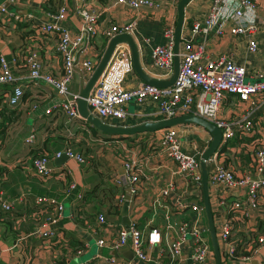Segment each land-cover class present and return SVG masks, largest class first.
<instances>
[{"label": "crops", "instance_id": "obj_1", "mask_svg": "<svg viewBox=\"0 0 264 264\" xmlns=\"http://www.w3.org/2000/svg\"><path fill=\"white\" fill-rule=\"evenodd\" d=\"M3 1V0H0ZM17 11L25 15L32 12L36 20L48 18L47 12L57 9L61 3L67 6V17L63 21L72 32L81 25V16L73 9L75 0H20ZM90 6L104 8L99 17L96 35L92 38V48L80 57H88L93 64L91 69L76 70L70 82V90L78 92L83 78H87L94 69L108 38L101 34V28L112 23L136 21L134 39L138 46L140 63L143 70L154 78H167L161 74V69L152 63L149 45L143 42L149 37L152 43H164L163 29L176 22L178 0H155L157 7L141 6L134 9L119 3L116 0H88ZM252 8H242L243 20L254 19L261 24L258 29L250 33V37L258 41V52L252 53L247 48V36L243 33L231 31L235 25V18L219 19L223 21L220 32L210 29L198 31L191 36L193 47L203 46V57L200 63L205 64L208 59H217L222 56L232 58L236 63L245 65L246 79L253 80L256 73L264 74V0H252ZM210 9V0H189L184 7V21L182 33H187L192 21L196 18H205ZM34 20L16 22L8 20L0 12V49L11 60L13 53L21 52L28 44L39 48L43 73L59 75L62 68L61 58L55 51L56 37L40 35L34 28ZM217 25V24H216ZM179 42V51L182 49ZM174 46V45H173ZM11 69L18 81L23 83V96L19 104L8 105L5 100L10 84H0V193L8 200L24 194V201H14L9 210L0 206V264H157L161 258L168 263L167 250L160 245L150 249L149 260H138L133 254H125L124 250L117 251L100 246L97 239L116 236L120 226L125 225L120 214L123 202H118V195L124 193L125 182L116 184L112 181L114 174H121L122 157L130 150H137L146 154L148 160L143 166L142 185L136 195L130 197L127 206V215L130 220L147 229L149 226L163 228L165 220L162 208H154L151 204L154 192L168 180H174L176 193L185 194L189 188L180 175L174 174L175 164L169 160L157 146L156 140L163 129L152 132H141L126 136H108L101 131L92 133L89 123L84 118L67 120L65 114L58 108L52 107L49 113L44 109L53 106L63 99L51 85L44 80H32L28 70L21 66V59L11 63ZM91 70V71H90ZM143 80L135 72L127 74L124 81L125 88H132ZM255 106L251 111L254 120V135L236 134L220 144V156L226 165H230L238 175L249 170L252 143L258 137L264 138V94L254 97ZM247 103V102H246ZM33 104H37L33 107ZM152 105L130 100L126 109L130 114L129 124L149 119L145 113ZM3 109V111H2ZM248 108L236 94H226L220 115L224 118L234 117ZM250 116V114H249ZM115 122V121H114ZM2 129H5L2 134ZM34 129L35 139L32 143H25L24 137ZM159 131V134L156 132ZM182 134L184 146L196 145L195 151L202 152L209 144L211 135L198 124L187 125ZM70 144L80 152L85 160L78 162L69 157H52L55 150ZM38 153H47L53 172L47 177L39 176L32 167V157ZM69 171L64 173L62 169ZM74 179L76 187L65 194L66 182ZM36 195H55L63 199L64 210L62 216L53 225L56 234L49 238H42L30 232L35 227L32 212L35 209ZM211 206L216 203L217 197L213 192L209 195ZM236 195H227L229 204ZM171 219L178 221L190 214L189 208L181 212L173 210ZM104 215V222L99 221V214ZM207 222L206 215L203 219ZM264 232V214L256 209L240 222L234 220L232 238L243 242L248 241ZM126 246V245H125ZM124 247V246H123ZM129 247V246H128ZM77 249H82L77 252ZM131 249V248H130ZM113 255L117 259L109 262L107 256ZM264 255V243L259 246L258 254L252 257L254 264H264L260 258ZM258 258V259H257ZM237 264H245L244 260H236ZM189 264V263H187Z\"/></svg>", "mask_w": 264, "mask_h": 264}, {"label": "built area", "instance_id": "obj_2", "mask_svg": "<svg viewBox=\"0 0 264 264\" xmlns=\"http://www.w3.org/2000/svg\"><path fill=\"white\" fill-rule=\"evenodd\" d=\"M128 7L138 9L141 6L157 7L155 0H116ZM20 0L0 1V12L4 13L8 20L24 22L35 18L32 12L22 15L17 11ZM88 0H75L74 10L81 16L82 22L77 31H71L63 21L67 17V6L61 3L57 9L47 12L48 18L43 21L35 19L34 28L37 34L53 35L56 38L55 51L62 61L59 75L43 73L42 59L39 48L28 44L21 52L13 53L9 60L0 49V84H10L11 88L5 94L8 105L19 104L23 96V83L18 81L11 69V63H17L21 59V66L28 70V76L32 80H44L51 85L63 99L53 106L45 108L49 113L52 107L60 109L67 120L82 118L76 107L78 92L70 90V82L76 68L79 70L91 69L92 61L88 57H80V53H86L92 48V38L96 35L99 17L104 8H96L89 5ZM252 0H210V9L205 18H196L192 21L188 32L182 33V49L179 51V71L175 81L168 86H158L149 82H139L132 88H125L124 81L127 74L132 71V59L127 43H117L108 59V62L98 77L96 83L86 97L89 110L104 121L110 123H127L130 115L126 109V103L136 100L139 103L152 105V109L145 113L149 119L166 118L176 114L194 113L215 123L221 128V143L236 134L254 135V120L251 111L255 106L253 98L264 94V74L256 73L253 80L246 79V67L236 63L228 56L217 59H208L205 64L200 63L203 57V46L193 47L191 36L198 31L214 29L220 32L224 23L219 19L233 17L236 23L231 29L235 33H243L247 36V48L250 52H258V41L250 37V33L258 29L260 22L254 19L243 20L242 8H252ZM242 17V18H241ZM217 24V25H216ZM136 21L124 23H112L101 28V34L110 38L119 32H128L135 36ZM164 43H152L149 37H144L143 42L149 45L150 58L153 64L161 69V74L168 77L173 67L174 24H169L163 29ZM1 37V31H0ZM264 44V41H263ZM93 70V69H92ZM91 71V70H90ZM83 74V73H82ZM236 94L241 102H244L247 110L234 117L224 118L220 115L221 104L226 94ZM247 102V103H246ZM37 104H33L36 107ZM250 114V116H249ZM115 121V122H114ZM187 125L183 123L163 128L161 136L156 140V146L169 157L175 164L174 174L180 175L182 181H186L187 193H176L177 187L174 180H168L161 185L151 201L154 208L163 209L165 224L163 228L149 226L147 229L139 227L134 220L120 226L116 236L105 239L100 237L97 244L117 250L122 246H129L133 255L138 260H149L150 249L154 245L163 243L162 250H167V264H215V254L212 248L209 228L204 222L205 210L201 188V153L195 151L196 145L186 147L182 141ZM196 125V124H195ZM200 126V125H198ZM201 128H204L200 126ZM35 139L34 129L24 137L25 143H32ZM220 144L217 149L206 159L208 193L217 197L216 203L211 206L213 221L218 240L221 264H237L236 260H244L245 264H254L252 257L258 254L259 246L264 243V232L250 237L243 242L232 238L234 220L243 222L256 209L264 214V138L258 137L253 142L249 170L238 175L230 165H226L220 156ZM207 147V146H206ZM65 154L78 162L85 160L84 156L76 151L72 145L65 144L63 148L53 152L52 157L59 158ZM47 153L32 158V167L39 176L47 177L53 172ZM148 160L146 154L137 150H130L122 157L123 171L114 174L112 181L116 184L123 181L125 176L130 184L131 196L136 195L142 185L143 166ZM64 173L69 170L62 169ZM76 187L74 179L66 182L65 194H69ZM236 195L229 204L227 195ZM124 193L117 197L118 202H123ZM210 198V197H209ZM24 194L8 200L0 193V206L9 210L14 201H24ZM35 209L32 218L35 219V227L30 232L42 238H49L56 234L53 225L62 216L64 202L55 195H36L34 197ZM189 208L190 214L178 221H173V210L181 212ZM99 221L104 222V215L98 216ZM82 249H77L81 252ZM117 258L107 256L109 262ZM258 259V258H257ZM264 262V255L260 258ZM127 264H135L128 261ZM157 264H166L158 259Z\"/></svg>", "mask_w": 264, "mask_h": 264}, {"label": "water", "instance_id": "obj_3", "mask_svg": "<svg viewBox=\"0 0 264 264\" xmlns=\"http://www.w3.org/2000/svg\"><path fill=\"white\" fill-rule=\"evenodd\" d=\"M189 0H178L177 2V16L176 22L174 26V56H173V67L171 74L164 79L154 78L148 75L142 68L139 58V50L136 44L134 37L128 32H119L111 36L106 43V46L101 53L94 69L85 79L81 73V86L78 90V97L76 99V107L77 110L82 118H84L90 125L97 128L99 131L107 133L109 135H132L141 132H152L157 129H163L165 127L183 124V123H193L198 124L204 127L211 135V139L207 147L202 151L200 157V167H201V188L203 194V205L205 210V215L207 219V224L209 228V234L211 239L212 248L215 254V264H221V255L218 245V240L216 237V231L213 221V212L211 209V202L208 193V184H207V165L206 159L212 154L221 142V128L217 126L215 123L205 119L202 116H199L194 113H182L176 114L166 118H158V119H146L141 122H136L132 124H120V123H110L107 121L102 120L97 115L92 113L87 105L86 97L88 96L90 90L96 83L98 77L102 73L103 69L105 68L108 59L113 51L114 46L119 42H125L128 44L130 48V54L132 59V65L135 72L139 75V77L145 81L149 82L158 86H168L171 85L178 74L179 71V42L181 40L182 35V26L184 21V7L185 4ZM78 70V68H76ZM61 157H67L63 154ZM123 171V170H122ZM123 182H125V197L123 200V204L120 210V214L122 216L123 222L127 225L130 221V218L127 215V206L129 199L131 197L130 194V184L128 179L123 176ZM124 250L125 254L130 253L133 254V251L128 246H122L117 251Z\"/></svg>", "mask_w": 264, "mask_h": 264}, {"label": "trees", "instance_id": "obj_4", "mask_svg": "<svg viewBox=\"0 0 264 264\" xmlns=\"http://www.w3.org/2000/svg\"><path fill=\"white\" fill-rule=\"evenodd\" d=\"M17 22H19V21H17ZM2 111H3V109H2ZM89 128H90V131H91L92 133H96V132L99 131L97 128H95L94 126H92V125H90V124H89ZM1 131H2V134H3L4 131H5V129H2ZM102 133H104V132H102ZM104 134H106V135H108V136H114V135H109V134H107V133H104ZM115 136H126V135H115ZM1 142H2V141L0 140V144H1ZM38 155H41V153H38V154L34 155L33 157L38 156ZM33 157H32V158H33Z\"/></svg>", "mask_w": 264, "mask_h": 264}, {"label": "rangeland", "instance_id": "obj_5", "mask_svg": "<svg viewBox=\"0 0 264 264\" xmlns=\"http://www.w3.org/2000/svg\"><path fill=\"white\" fill-rule=\"evenodd\" d=\"M69 88H70V86H69ZM161 130H162V129H161ZM156 133L159 134V131H157ZM159 135H160V134H159ZM160 136H161V135H160Z\"/></svg>", "mask_w": 264, "mask_h": 264}]
</instances>
